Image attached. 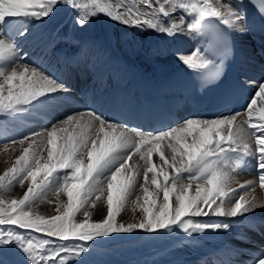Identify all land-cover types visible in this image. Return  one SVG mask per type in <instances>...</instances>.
<instances>
[{
  "label": "snow or ice",
  "instance_id": "1",
  "mask_svg": "<svg viewBox=\"0 0 264 264\" xmlns=\"http://www.w3.org/2000/svg\"><path fill=\"white\" fill-rule=\"evenodd\" d=\"M249 2L264 20V0ZM247 7L245 0H0L3 132L7 137L9 125L31 127L30 121L44 120L38 130L19 139L7 137L12 144L28 143L0 174V264H89L87 257L100 240L122 234L179 233L178 240H195L233 227L264 229V221L258 228L256 217L250 215L264 208V202L239 195L225 207L223 199L233 173L250 161L264 188V79L258 84L230 81L224 72L226 59L243 55L235 46V35L253 30ZM178 10L183 14L177 22L172 14ZM62 13L81 32L110 25L168 37L210 35L206 48H194L191 54L174 52L177 61L192 70L205 110L151 130L116 122L91 107L49 119L50 110L64 100L66 84L44 65L30 61L23 46L45 26L59 31ZM249 84L256 90L246 97L248 119L237 124L241 113L232 103ZM134 156L138 159L130 164ZM13 185L25 189L20 198L2 194ZM250 186L251 181L240 188ZM137 190L142 202L141 195L130 199ZM50 191L66 194L67 201L59 202L57 214L41 215L34 208ZM101 199L107 204L106 215L93 220L88 209ZM129 203L139 207L142 217L118 220ZM251 264H264V250Z\"/></svg>",
  "mask_w": 264,
  "mask_h": 264
},
{
  "label": "rangeland",
  "instance_id": "2",
  "mask_svg": "<svg viewBox=\"0 0 264 264\" xmlns=\"http://www.w3.org/2000/svg\"><path fill=\"white\" fill-rule=\"evenodd\" d=\"M93 29V28H91ZM130 29V28H129ZM118 31L120 29H117ZM143 33V31H142ZM145 33H143L144 35ZM190 36V39L192 41L193 44H197L194 40V37L189 35ZM192 37V38H191ZM172 37H166L165 40H162L163 42H167V41H170ZM169 43V42H168ZM8 69H11L10 67ZM173 71V70H172ZM72 109H73V104H72ZM57 109H51L52 112H55ZM74 111V110H73ZM64 112V111H63ZM60 113V111H59ZM63 114V113H61ZM62 116L60 115L59 118H61ZM53 118L55 119V117L53 116ZM1 124V122H0ZM9 127V126H8ZM3 128V125H0V129ZM24 127H18L17 130L19 129H23ZM10 129V128H9ZM32 130H38V129H31L29 131H27L26 133L32 131ZM14 130H10L9 132H11ZM8 132V133H9ZM10 136V135H9ZM8 136V137H9ZM0 154L4 152V150L8 149L9 148V144L10 142L9 141H6L3 136L0 137ZM28 142L26 141L25 144H27ZM5 144H6V147H5ZM8 146V147H7ZM138 157L134 156L133 157V160L130 161L129 163L130 164H133L137 161ZM153 160L156 161L157 163H159V157L158 156H154L153 157ZM142 163V162H141ZM11 166V165H10ZM8 166V167H10ZM6 167L4 169V171L8 168ZM4 171H1L0 174H3ZM151 175V174H150ZM244 184V183H242ZM240 184V185H242ZM240 185H237L231 189H229V192L230 193H233V192H239L241 191V188H240ZM245 185V184H244ZM18 188V189H17ZM233 189H235L236 191H233ZM24 189L21 188L19 185H13V187L11 188V190L9 191H5L3 192L2 194L5 196V197H8V198H20L22 196V193H23ZM137 190L133 196L130 198L132 200L135 199V195H141V198L142 197V193ZM138 192V193H137ZM63 195L65 196V194L61 193L59 196H57L55 194V192H49L48 193V196H47V199L43 202H40L35 208H34V211L38 212L39 214L41 215H45V216H50V215H54V214H57L56 213V207L58 206L59 202L61 201H64L66 202L67 201V196L64 198ZM235 195H240V194H235ZM242 195V194H241ZM244 195V194H243ZM246 199H249V197L247 195H244ZM225 197H226V201L228 200L229 196H228V193L226 192L225 194ZM162 199V197H161ZM231 199H232V196H231ZM264 200V198H262ZM104 202H103V201ZM51 201V203L49 202ZM56 201V202H55ZM141 202H142V199H141ZM219 202V201H217ZM54 203V204H53ZM99 204V205H98ZM51 206V207H50ZM98 206V207H97ZM106 206V207H104ZM227 207V206H225ZM37 208V209H36ZM126 208V210H125ZM124 208V210L121 212L120 216L118 217V220H122L124 222H133L135 220H139L141 217H142V212L141 210L139 209V207H136L135 205H133L132 203H129L128 205H126V207ZM135 208V210H133ZM44 209V210H43ZM104 209V210H103ZM264 210V208H262ZM39 210V211H38ZM43 210V211H42ZM89 212L91 213L92 215V219L93 220H99L101 219L104 215H106V211H107V204H106V201L104 199H101L100 201H97L96 202V207L95 208H89L88 209ZM103 210V211H102ZM98 212V213H97ZM101 215V216H100ZM99 216V217H98ZM264 216V215H263ZM263 216H254V217H257V218H261ZM77 219L80 220L82 219V217L80 216H77ZM244 231V229L242 230ZM223 236L222 237H227L228 234L227 232H223L222 234ZM147 236L146 233H137V234H133L132 236H128L126 234H122V235H116L112 238H105V239H102L98 242V244L95 246L94 250L90 253L92 255V261L95 262L96 264H99V263H107V264H110L111 260H114V261H118L116 264H119L122 263V261L124 260L123 257H125L127 254L124 253V250L127 246H130V247H140L141 246V243H142V239ZM151 238H148V237H145L144 239V243L149 246L150 244L148 243L149 240H157L158 236L156 234H151ZM161 241H162V237L160 238ZM230 239L233 243L235 244H239V245H242L243 243V240L241 239H235L233 238L232 236H230ZM199 239H196L195 240V244H197V241ZM162 242H165V241H162ZM204 247V244L200 245L199 248L202 249ZM141 249H143V247H141ZM186 249H188L186 247ZM160 261L162 264H167V261H168V258L166 257H163V258H160Z\"/></svg>",
  "mask_w": 264,
  "mask_h": 264
},
{
  "label": "bare ground",
  "instance_id": "3",
  "mask_svg": "<svg viewBox=\"0 0 264 264\" xmlns=\"http://www.w3.org/2000/svg\"><path fill=\"white\" fill-rule=\"evenodd\" d=\"M181 14H183L182 13V10H178L176 13H173L172 14V17L175 19L176 17H179ZM109 27H110V31H108V32H112L115 29L114 27H112L110 25H109ZM138 34L141 35L142 34V31H138ZM178 35L173 36L171 38L170 42L168 43L169 44L168 45L169 46L168 47L169 51L175 52L176 50H180L181 52H183L185 54H191L192 50L194 48H197V44H193L192 43V41L190 39V36L187 33L180 34L179 35L180 37ZM107 36H108V38H110V36L112 37L111 34H107ZM240 39L242 41H246L245 38H244V35H240ZM194 40L197 43L196 36L194 37ZM180 42H183V43H181L182 45H178V43H180ZM148 44L149 43H147L146 45H148ZM99 52H101V51H98V53ZM46 61H47V59H46ZM100 63H103V59L100 61ZM179 63L180 62L177 61V59L174 56V53H169L168 54L167 51H166V48L164 49L163 55L159 57V64H163V69L165 70V72L167 73V75H168V77L170 79H171L172 74H173V71H172L173 70V67L175 65L179 64ZM81 64H85L86 65V60L83 63H81ZM6 70L10 71L11 69H8L7 68ZM67 73L73 74V84H75L77 87H79L80 84L78 82L82 79V76H78V77L74 78L75 68L73 66H66V68H65V70H64V72L62 74H67ZM67 85H69V84H67ZM72 95L74 97L77 96V92H72ZM101 98L102 99L105 98V94L104 93L102 94V97ZM107 103H108V101L106 99H104V104L106 105ZM72 110L75 111L76 109H74V107H73ZM55 116L58 117L59 114H57V115L55 114ZM245 117H247L245 114L238 115L237 116V124H239L240 122H242ZM254 120H255V118H254ZM0 122L2 123V118H0ZM245 127H247V125H245ZM23 134H24V128L22 130L19 129L16 132H13V131L9 132L7 134V137L9 135L10 136H13L14 135V136H16L17 139H19V138L22 137ZM1 135L2 134H0V136ZM7 137H6L5 134H3V138L6 141H8ZM8 146H9V148L7 150L5 149L4 152L0 154V172L1 171H4V169L6 167L10 166L15 161L16 157L21 154L22 148L23 147H26L27 144L20 145L18 143L17 144L10 143ZM45 155H46V153H45ZM252 167L253 168H252V171L250 173L249 172H242L240 170H238V171H236V172L233 173V179H232L231 185L226 190V192L228 193L229 198L225 202V206H228L229 201L231 200V196H233L235 194H241V193L244 194V195H247L249 197V200L255 198L258 202H264V200L262 199V198H264V188H262L259 185V175H258L257 169L255 167V162L253 163V166ZM249 181L253 182V186H250L247 189H241V191H239V192H233V193H230L229 192V189H231V188H233V187H235L237 185H240L242 183H244L245 185H247ZM25 183L27 184V182H25ZM63 197L65 198L66 197V194H65V196L63 195ZM104 207H106V206H104ZM125 210H126V208H125ZM250 215H252V216H263L264 215V211H263L262 208H257ZM241 235H246L249 238L247 242L243 241L242 245L250 244L252 247H256V250L257 251L264 250V237H261V236L257 235L253 230H251L248 227H244V231H242ZM162 241H165V238L162 237Z\"/></svg>",
  "mask_w": 264,
  "mask_h": 264
}]
</instances>
